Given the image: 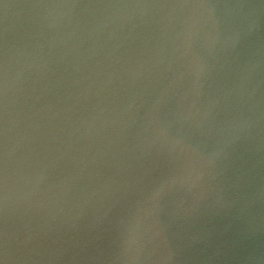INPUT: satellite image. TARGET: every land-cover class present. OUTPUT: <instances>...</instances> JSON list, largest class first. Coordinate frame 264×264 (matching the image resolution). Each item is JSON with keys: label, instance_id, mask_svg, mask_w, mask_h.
Segmentation results:
<instances>
[{"label": "water", "instance_id": "1", "mask_svg": "<svg viewBox=\"0 0 264 264\" xmlns=\"http://www.w3.org/2000/svg\"><path fill=\"white\" fill-rule=\"evenodd\" d=\"M0 264H264V0H0Z\"/></svg>", "mask_w": 264, "mask_h": 264}]
</instances>
